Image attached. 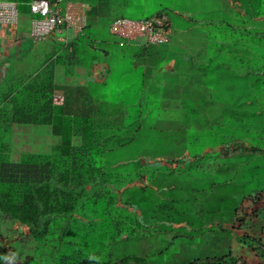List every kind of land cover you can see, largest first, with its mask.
I'll return each mask as SVG.
<instances>
[{"label": "trees", "instance_id": "16d2710c", "mask_svg": "<svg viewBox=\"0 0 264 264\" xmlns=\"http://www.w3.org/2000/svg\"><path fill=\"white\" fill-rule=\"evenodd\" d=\"M254 11L264 14L260 9ZM88 27L89 23L85 29ZM252 32L256 35L251 36ZM84 34L80 40L86 38L93 43ZM250 34L235 32L234 48L250 47V80L262 91L264 80L254 49L264 46V37L254 30ZM76 47L70 46L72 53ZM244 74L235 71L234 87L228 91L233 90L236 124L245 128L249 124L248 129L255 133L219 145L212 155L185 157L181 168L189 173L202 169L203 176L193 177L201 180L203 188L188 191L186 186L177 189L156 185L163 174L148 173L147 166H130L129 161L109 166L125 160L114 150L134 143L140 135L142 117L94 120L90 115L73 114L67 99L62 105L55 104L54 93L62 90L66 94L69 88L57 85L51 72L44 81L30 80L10 89L0 107V239L12 238L18 224L27 226L30 231L23 233L22 244L33 243L39 249L63 242L60 264H160L167 256L178 258L193 250L197 256L182 258L178 263L249 264L234 250L233 240L234 232L244 231L247 221L259 218L264 211V108H251L248 115L245 103L236 101L246 97L248 81ZM192 105H183L184 111ZM209 107L198 104L194 114ZM218 108L222 110L226 104ZM193 121L199 122L197 118ZM14 123L50 124L62 142L49 154L27 152L15 162L11 158L12 144L4 134L13 129ZM119 132L121 135L116 136ZM76 135L83 137L81 146L73 143ZM230 145H234L232 150L228 149ZM172 161L170 167L178 162ZM214 171L217 182L211 181ZM145 173L146 183H134ZM123 179L128 182L122 185ZM252 196L256 208L242 215L246 200ZM78 209H91L101 224L97 233L93 232L95 228L78 233L79 240L74 241L69 235H77L73 229L78 223ZM241 216L244 220H239ZM237 240L264 255V245L252 241L248 233ZM0 256H8L2 245ZM39 260L47 263V259Z\"/></svg>", "mask_w": 264, "mask_h": 264}, {"label": "crops", "instance_id": "0c3cea01", "mask_svg": "<svg viewBox=\"0 0 264 264\" xmlns=\"http://www.w3.org/2000/svg\"><path fill=\"white\" fill-rule=\"evenodd\" d=\"M0 1L18 3L16 25L6 24L0 31V86L14 88L27 78L25 82L44 81L51 72L57 85L69 88L65 94L69 110L94 120L143 117L154 88L161 90L162 105H175L181 113H185V104L209 105L201 111L213 119L221 111L219 104H226L222 110H229L234 103L233 90L228 88L234 87L235 71L243 75L251 70V49L235 51V32L249 35L254 30L264 37V14L254 11L264 9V0H167L161 7L171 16L169 41L152 46L136 41L121 45L120 37L110 28L113 18L146 9L150 0H56L62 13H84L89 23L87 30L69 28L65 32L68 42L62 41L59 33L34 39L29 3ZM83 34L93 43L86 38L81 41ZM74 44L77 47L72 53ZM258 58V69H264V46H259ZM17 126L27 134L19 143H11L15 162L27 152L49 154L62 142L50 124L14 123L13 136ZM144 128L142 125L139 134ZM83 142L82 136H74V145ZM122 149L117 147L114 153ZM124 161L109 166L118 167ZM146 164L140 160L137 167ZM143 176L148 179L147 173ZM140 181L142 178L134 183ZM244 231L252 241L264 245V211L259 218L248 220ZM233 248L249 264H264V255L250 245L237 240Z\"/></svg>", "mask_w": 264, "mask_h": 264}, {"label": "rangeland", "instance_id": "374dc122", "mask_svg": "<svg viewBox=\"0 0 264 264\" xmlns=\"http://www.w3.org/2000/svg\"><path fill=\"white\" fill-rule=\"evenodd\" d=\"M166 2L167 0H150L146 9L139 8L132 13H126L125 16L133 19H142L146 18V16H152V14L154 15L160 11L162 9L161 5ZM260 10L264 11V9ZM164 11L169 13L168 10ZM237 33H239L238 30ZM231 35H233V33ZM250 35L255 36L256 33L252 32ZM114 46L117 49L120 48L118 44H114ZM254 59L259 63L258 48L254 49ZM258 72L263 76L262 80H264V69L261 68ZM245 76L248 81V88L246 89L247 93L245 94L246 97L236 98V101L239 100V102L245 103L244 105L246 107L244 108V111L249 115L251 108H264V90L260 91L259 86L252 84L249 71L245 73ZM28 79L29 78L21 80V83ZM12 88L13 87L9 88L8 85L0 86V107L3 101V96ZM109 90L111 89L109 88L107 91L109 92ZM150 91L149 104H146V112L142 117V125L145 127L143 134H140L133 144L117 153L120 158L129 161L130 166L139 164L137 161L135 162V160H145L147 162L146 166H148L145 169L148 173H162L164 177L162 175L161 179L156 180V185L163 184V186L166 187L173 185L177 189L186 186V191L191 188H198L201 190L203 188L201 180L194 179H201L203 177L202 169L195 173H189L188 171L185 172V169L181 168L184 165V158H189L195 154H207L209 152L212 155V152L216 151L214 148H217L219 145L230 143L234 140L236 141L242 137L253 135L255 133V131H250L248 129L249 124L245 125L247 128L243 125L240 126L236 124L235 114L237 110L233 105L231 108L229 107V110H221L217 117L211 119L210 114L201 111L202 109L198 110V114L195 115L194 113H196L195 109L197 105L189 106L185 113L178 112L174 108L175 105H162L160 102L161 90L154 88L150 89ZM221 100L222 102H225V99L220 98V102ZM196 118L199 121L198 123L193 121V119ZM13 132L14 129L9 132H4L5 139L11 143L13 140H15L16 143H19L21 140L25 139V134H27L24 131L19 130L18 126L15 130V136H13ZM146 136L147 138H145ZM146 140H148V143H146ZM233 147L234 145H230L228 146V149L232 150ZM175 159L178 162H174V166L170 167L167 162L173 163L172 160ZM205 160L206 159H204V161ZM206 163H208L207 160ZM130 178L135 181L137 179L134 176H131ZM177 178L180 182H177ZM211 181H218L216 171L211 173ZM126 182H128V179H123L122 185ZM146 182L147 178L143 176L140 183ZM91 186L92 184L90 183L87 187L91 188ZM119 186L120 185L117 184L118 188ZM113 189L117 188L113 186ZM256 206L255 199L252 196L246 200L241 214L252 213ZM77 213L78 223L73 229V231L75 230V232H77V235H69L71 239L78 241V233L82 234L86 231H92L94 228V233H97L100 230L101 221L91 209H78ZM242 217L243 216L239 217V220H244ZM213 220L214 219L211 221ZM242 227L244 228V226ZM14 229L15 233L12 238L0 239V245H2L8 252L7 258L0 256V264H42L39 260L40 258L47 259V263L43 261L44 264H60L59 254L61 251L65 250L63 242H54L52 247L41 246L39 249H36L34 248L33 243L28 245L21 243L23 233H28L30 231L27 226L18 224ZM245 233H248V231L234 232L235 238L233 243L237 242V238L243 237ZM195 252L196 251L194 250L191 252H183L178 258H169L167 256L160 264H179L178 262H180V260L182 261L184 258L187 260L189 257L192 258L195 255L197 256ZM113 262H116V260L114 259L112 263Z\"/></svg>", "mask_w": 264, "mask_h": 264}, {"label": "built area", "instance_id": "2783aa9c", "mask_svg": "<svg viewBox=\"0 0 264 264\" xmlns=\"http://www.w3.org/2000/svg\"><path fill=\"white\" fill-rule=\"evenodd\" d=\"M30 13L33 15L32 36L36 40H44L59 33V38L68 42L65 33L69 28L83 29L87 26V16L81 12L62 13L56 2L51 0H31ZM18 3L0 1V31L6 24L16 25ZM111 31L120 37V44L126 45L133 41L141 45L152 46L169 41L172 29L171 16L167 11L142 19H133L125 15L116 16L111 22ZM66 95L62 91L54 93V102L62 105Z\"/></svg>", "mask_w": 264, "mask_h": 264}]
</instances>
